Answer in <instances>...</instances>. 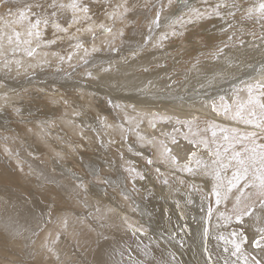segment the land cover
I'll return each mask as SVG.
<instances>
[{
    "label": "bare ground",
    "instance_id": "1",
    "mask_svg": "<svg viewBox=\"0 0 264 264\" xmlns=\"http://www.w3.org/2000/svg\"><path fill=\"white\" fill-rule=\"evenodd\" d=\"M15 1L21 9L26 4L37 3V0ZM61 1L64 4L70 3V0ZM217 1L221 0H215V3L201 2V5L192 4L191 7H186L185 3L175 9L174 6L170 8L168 0H111L113 6L124 3L130 9L124 20L115 22L105 15V5L94 3L90 7L95 18L90 23L97 31L95 39L87 32L78 34L89 49L87 64H77L81 57H85V53L83 49L73 48L77 41L67 38L58 40L55 45L43 44L45 50L36 51L31 57L24 54L25 57L22 58L23 56L14 54L7 58L12 69L4 74L8 78L2 80L5 85L0 84L3 85L0 87V103H4L3 97L7 94V102L14 101L16 104L9 103L13 109L11 113L0 111V257L4 264H200L201 259H204L202 264H206L208 253L215 264H225V261L228 264H243L238 256L231 255L232 245L225 241L232 238V232L239 233L242 229L250 241L254 238L256 228L264 224L256 221L255 217H245L243 224L236 223L233 212L239 193L235 189L228 193L226 199L216 202L212 194L216 181L213 176L204 174L196 164V160L202 163L208 161V150L203 145L197 147L189 144L184 139L185 134L193 139L189 128L177 123V120L194 121L191 131L197 133L195 138L204 137L209 141L212 140V132L205 129L209 125H215L216 141L221 148L225 144L220 129H237L240 133L256 130L232 117L239 104L247 102L244 98L248 99V85L264 83L262 66H254L252 72L249 68L248 73L251 72V75L245 76L246 78L242 76L244 80L233 84L230 81L223 82L220 78L211 80V83L205 77L201 81L200 78L195 81L191 73L187 77L183 75L190 71L188 66L197 61L203 65L213 62L218 56L213 57L212 53L225 44L227 48L224 54L231 55L241 50H254L264 54V38L261 37L264 34V19L258 13L251 17L253 19L245 16L246 9L258 7L262 0H253L249 4L241 2L243 0H235L236 4L240 1V5L221 9L219 17L207 16L183 28L177 24V31L186 29L185 34L193 39H185L178 44L174 42L176 36H169L163 42V47H153L161 33L172 31L169 25L177 17L187 19L190 8L209 10L218 4ZM39 2L51 3V0ZM162 7H165L166 12L162 17L161 11L160 26L157 27L153 21L157 10ZM9 10L0 11L2 20L12 21L16 18L17 15H9ZM41 11L33 8V12ZM228 11L234 13L235 18L225 15ZM35 18L31 16L30 19ZM70 18L71 12L65 11L60 22L66 27V20ZM21 23H12L11 26L0 23L2 49L9 47L6 45L9 35H13L15 39L14 31L21 33V38L27 36L28 27ZM100 24L112 28L115 34L123 31L124 40L116 54L106 47L113 34L103 36L99 32ZM187 29L193 32L190 33ZM41 30L44 38H55L50 25L47 29L41 25ZM71 31L74 33L75 29ZM145 37L150 38L148 44H144ZM229 37L232 39L229 40ZM140 45H144L143 50L139 51L138 56L131 57V53L138 50ZM93 46L100 50L91 52ZM249 46L254 48L250 49ZM69 52L73 53L71 60L67 59ZM60 56L65 59L60 60ZM40 58L43 61H39ZM53 58L59 60V63H50ZM123 58H128L127 62ZM165 62L168 63L167 66ZM110 64L111 71L102 70L109 68ZM168 66L172 67L174 73H168ZM144 67L149 71L143 72ZM89 71L91 76L87 75ZM74 73L76 76L73 78ZM124 73L128 75L125 79L122 78ZM170 74L172 80L167 79ZM181 76L188 78L184 84L185 80ZM149 81L154 87L148 85ZM172 81L178 83L172 85ZM107 82L111 86L106 85ZM165 85H171V91ZM221 96L225 97V103L229 105L227 111L219 100ZM18 97L22 98V102H19L23 107L18 106ZM106 98L114 105L121 106L116 108L119 113L117 117L113 116L112 108L103 109ZM64 101L68 103L65 104ZM213 102L217 106L216 111L212 109ZM74 112L80 115L75 116ZM153 113L157 116L153 121L155 128L150 125ZM14 116L16 119L21 117L16 121L17 124L9 122ZM125 116L129 119H125ZM161 116L171 117V120H161ZM119 125H123V129ZM125 131L131 133L135 144L148 148L144 149L142 156L146 161L149 157L153 163L159 161L160 164L156 163L152 167H158L162 173L149 175V169L142 166L140 172L145 179H138L134 184L130 183L132 186L128 185L129 179L121 170L122 164L118 166L120 159L115 160L113 154L114 147L126 152H137L132 149L136 145L123 138L124 135L128 138ZM137 132L144 137V141L138 139ZM37 133L40 146L34 147L29 144L30 138L35 139L36 135L33 134ZM173 136L182 148L178 153L180 164L188 163V153H196L191 163L192 172L180 171L178 168L175 172L174 168L161 163L159 154L163 145L168 144L174 148L170 143ZM55 138L61 139L60 144ZM148 140L155 142L146 143ZM257 142L264 143V135ZM24 144L29 147L31 156L26 154ZM210 146L215 149L216 144ZM240 148L239 144L235 145L237 151ZM89 153L97 156L96 163L86 173L77 171L76 167L81 168L90 158ZM52 154L65 159L64 168L51 162ZM126 160L130 166L132 157L128 156ZM99 166L110 171V174H103ZM93 168L98 170L97 177L103 179L99 186L86 184ZM165 171L173 176L169 177V173ZM102 174L110 184L104 183ZM74 175L83 178L86 190L75 188L77 181L73 179ZM228 175H231L230 171ZM165 180L170 181L165 184ZM191 181L196 182L194 184L197 188L189 189ZM187 182H190L189 185ZM170 185H174L176 189L172 197L163 191ZM198 189L206 191L211 198L212 202L209 200L207 210V203H203L206 198ZM131 191L139 194L137 204L132 202L134 197ZM132 205L134 209H131ZM229 216L233 218L226 222ZM65 219L66 227L60 222ZM128 224L142 228L143 232L134 234ZM220 236L225 239H219ZM47 247L55 250L58 260L47 251ZM242 247L245 254L264 258V252L253 249L250 242ZM225 248L228 249L227 252ZM70 253L76 256L71 262Z\"/></svg>",
    "mask_w": 264,
    "mask_h": 264
},
{
    "label": "snow or ice",
    "instance_id": "2",
    "mask_svg": "<svg viewBox=\"0 0 264 264\" xmlns=\"http://www.w3.org/2000/svg\"><path fill=\"white\" fill-rule=\"evenodd\" d=\"M7 3V0H0V5ZM97 3L103 4L104 13L108 17V19L115 22L116 20H124L126 14L130 11V9L124 4H116L112 5L111 0H70V3L64 4L59 3L58 0H51V3H41L37 0V3L33 4H26L22 9L18 10L17 17L12 21L2 20L0 18V23H3L5 26H11L12 23H21L23 21H28V32H27V39L21 40V33L15 32L13 39V35H9L7 37V43L9 45H14L13 51L20 50V45H28L29 48L25 49L27 55L29 57L33 56V54L37 51V48L41 46L43 43L45 46L47 45H55L58 40H63L67 38L69 40L77 41L73 48L76 50L83 49L85 53V57L89 54V49L84 45L81 41L79 33L87 32L90 33L92 39L94 40L97 31L96 28L93 26L92 22L95 18V13L92 11L90 5ZM169 5L172 4V0H168ZM187 7L188 5L185 4ZM237 4L235 0H222L221 3L215 5V7L211 8L210 10L201 11L198 8H190L188 12L187 19L183 16L177 17L175 20L172 21L169 27L172 28L170 32L161 33L159 38L156 39L153 47H163V42L168 40L169 36H183V32H179L176 30V25L178 24L181 28L185 27L187 24H193L196 21L203 20L207 16L215 15L221 16V9L223 8H235ZM33 8L41 9V12H33ZM111 8V11H109ZM51 10V11H49ZM161 10H157L156 17L153 23L159 27L160 26V16ZM65 11L71 12V18L66 20L67 26L65 27L63 23H61V17ZM259 14L261 19H264V0L258 5V7H250L245 11V16L247 18H251L254 14ZM9 15H12L11 11L9 10ZM227 16H232L235 18V14L231 11L225 13ZM31 16H35V20L30 19ZM41 25H43L44 29H47L49 25L53 29L54 39H44V33L41 30ZM86 25V27H85ZM75 29L73 33L71 30ZM99 32L102 33H109L112 32L110 27H106L104 24H100L98 26ZM71 33V34H70ZM63 34V35H60ZM118 35L123 36V31L121 30ZM148 37H145L144 44L149 43ZM232 38L229 37V40ZM0 40H3V36L0 35ZM115 36L110 41H107L109 50L112 52H117L118 48L114 45ZM35 42L36 46L31 47V45ZM144 45L138 46V50H135L131 53V57H136L139 55V51L143 50ZM227 45L225 44L223 48H217L213 53V57L220 56ZM100 49L93 46L91 48V52H97ZM0 54L2 53V45H0ZM56 55V53H53ZM81 57V60L85 64L89 61L85 58ZM73 58V53L69 52L67 59L71 60ZM60 60H64V56L59 57ZM125 62H127L128 58H123ZM199 64V61L193 65V68H196ZM17 66L19 67V61H17ZM4 67H8V63L5 62ZM105 72L111 71L112 67L111 64L109 68L102 69ZM143 72H148L149 69L144 67L142 69ZM88 76H91L92 73L89 71L87 72ZM224 75V71L220 70L215 72L212 78L209 80H215L218 78H222ZM177 81H172V85L177 84ZM148 85H152V82L149 81ZM148 85L145 88H148ZM154 87V85H152ZM166 88L171 91V85H165ZM203 87V85H201ZM254 89H260L259 95H253ZM248 100L246 103L239 104L237 107L233 119H238L240 122L251 125L255 131H248L245 133H240L237 129H220L221 133L223 134V141L225 146L221 148L219 144H217L216 137L217 133L214 130L215 125H209L205 131L211 130L212 132V140L209 141L207 138L201 137L200 139H196L197 133H192V127L194 121H179L177 123H181L189 128V132L191 133L193 139H189L188 134H185L184 139L188 140L189 144H195L197 147L203 145L205 149L208 150V161L201 162L200 160H196L197 166H199L200 170L206 174L213 176L214 180L216 181L213 185L212 194L216 198V202L220 203L221 199H226L228 193H231L233 189L236 190L239 195L236 196V204L234 206L233 216L237 224H243L245 217H255L256 221L260 224H264V143H258V139L261 135H264V83L258 82L255 85H248ZM3 99L7 102V94L4 95ZM183 99V98H181ZM219 100L222 103L225 111L228 110L229 105L225 103V97H219ZM111 104V100L108 101ZM67 104V101H64ZM115 108H120L119 104L113 105ZM131 107V105L129 106ZM213 111H216L217 106L213 102L212 104ZM19 112V109H16ZM75 116H79L80 113L74 112ZM157 118L156 114H152V120L150 121V125L152 128L156 127V124L153 122ZM125 119H129V117L125 116ZM161 120H171V117L161 116L159 117ZM111 127V125H106ZM121 129H123V125H119ZM139 125H137V128ZM129 131H134V129H129ZM174 131H176L174 129ZM138 139L144 141V137L137 132ZM124 139H127V136H123ZM146 143L152 144L154 140L145 141ZM114 143V141H113ZM171 145L173 147H169L168 144H164L162 147V151L160 152L161 163L171 167V168H178L180 171L184 172H192L193 168L191 166L193 158L196 156L195 152L188 153V163L180 164L178 159V153L182 151L180 142L173 136L171 140ZM216 144L215 149H213L210 145ZM239 144L241 146L240 150L237 151L235 149V145ZM174 150L175 153L174 154ZM7 152L8 149H5ZM148 164H152L153 161L151 157L147 160ZM156 171L159 173L160 169L157 168ZM231 172V175H228V172ZM129 172H135V176L132 177L134 180L136 177L143 180L145 179L144 174L136 172L135 169H129ZM91 175L98 176V170L93 168L91 169ZM73 179L77 181L75 184L76 189H84L85 184L84 180L80 176H73ZM104 183H111L108 180H105ZM165 184L168 183L167 180L164 181ZM127 199L128 197L125 196ZM99 211V209H97ZM111 211V210H109ZM211 212V209H209ZM232 216L226 218V222H230L232 220ZM64 226H67V220L63 221ZM128 227L133 231V233L143 232V229L140 227H135L132 224H128ZM19 233H17L18 235ZM205 234H207V229H205ZM232 237L230 240H226V243H230L232 245V256H238L239 260L243 262V264H264V258H257L256 256H252L250 254H245L243 251V245L246 243H251L253 249H259L261 252H264V226L257 227L254 238L249 241V237L246 235L245 230H241L239 233L232 232L230 234ZM219 239H225L223 236H220ZM47 251L59 259L58 254L55 250L51 247H47ZM227 252L228 249L225 248ZM207 252V249H205ZM208 259L206 264H215L214 261L211 259V254L208 253ZM225 264H228L225 261ZM233 264H237V262H233Z\"/></svg>",
    "mask_w": 264,
    "mask_h": 264
},
{
    "label": "rangeland",
    "instance_id": "3",
    "mask_svg": "<svg viewBox=\"0 0 264 264\" xmlns=\"http://www.w3.org/2000/svg\"><path fill=\"white\" fill-rule=\"evenodd\" d=\"M8 1H9V3H8ZM190 0H173L172 1V4L170 5V8H172L173 6H174V8L175 9H178L180 6H182V4H185V3H187V7H191L192 6V4H198V5H201V2L204 4L205 2H211V3H215L214 1L215 0H194L193 2H189ZM244 1H246L248 4L249 3H253V0H243V1H241V2H244ZM58 2L59 3H63V1H61V0H58ZM222 2V0L219 2V1H217V3H221ZM228 2H231V0H228ZM237 2H239V3H237L238 5H240V1H237ZM259 2H260V0H259ZM8 4H10V5H8ZM18 5V6H17ZM250 6H251V4H250ZM8 8L10 9V10H14V11H12L11 13L13 14V15H17V13H18V10L19 9H21V7H20V5L18 4V2L17 1H15V0H7V3H5V4H3V5H0V11H2V12H6L7 10H8ZM16 9V10H15ZM162 11H163V13H162V17H164V15H165V7H162ZM210 10V9H209ZM247 10V9H246ZM258 16V15H257ZM257 16H255V17H257ZM17 17V16H16ZM211 17H215V16H211ZM232 17V16H231ZM31 18V17H30ZM251 19H253V18H251ZM33 20H35V19H33ZM246 21V20H245ZM26 23V24H25ZM21 25L22 26H27L28 27V22L27 21H23L22 23H21ZM112 29V28H111ZM199 30V29H198ZM187 31L188 32H193V30L192 31H190V30H188L187 29ZM183 33H184V35L183 36H176V39H174V42H176V43H178V44H180L183 40H185V39H188V40H192L193 38H192V36H190V35H188V34H185L186 33V29H184L183 31H182ZM52 34H54V33H52ZM104 35L103 36H106V35H108V34H113L112 35V39H113V36H115V41H114V45L113 46H117V48L120 46V43H122L123 42V40H124V37H122V36H119L118 34H115V32L112 30V32H109V33H103ZM45 37V36H44ZM261 37H263L264 38V34H262V36ZM28 37L27 36H23L21 39L23 40V39H27ZM110 38V39H111ZM178 38V39H177ZM44 39H46V38H44ZM105 39V38H104ZM34 43V42H33ZM262 43H264V41L262 42ZM6 45H8L9 47H7V48H4V49H2V53L3 54H0V77L2 76V79L0 80V84H3V85H5V82H3L2 80H8V78H6L5 77V75L7 74L6 73V71H10V69H12V65H11V63H10V61H7L8 59L7 58H9V56L10 57H13V55L14 56H16V55H18V56H20V57H22V58H24L25 57V55H27V52L25 51V49H27V48H29V46L28 45H23V44H21L20 45V50H18V51H13V47H14V45H9L8 43H6ZM36 46V44H33V45H31V47H35ZM182 45H185L184 43L182 44ZM251 46V45H250ZM248 47V48H250V49H253L254 48V46L253 47ZM263 46H264V44H263ZM11 47V48H10ZM27 47V48H26ZM106 47L109 49V47H108V44L106 45ZM247 48V49H248ZM41 49V50H40ZM43 49V50H42ZM99 49V48H98ZM45 50V48L43 47V43H41V46H40V48H38L37 49V51H44ZM11 51V52H10ZM251 52V53H250ZM12 53V54H11ZM112 53H114V54H116V52H112ZM11 54V55H10ZM20 54V55H19ZM25 54V55H24ZM225 57H224V56ZM233 55V56H232ZM237 55V56H236ZM246 55V56H245ZM232 56V57H231ZM235 56H236V58H235ZM243 56L245 57V58H243ZM255 56V57H254ZM2 57H4L2 60H1V58ZM233 57L235 58V59H233ZM241 57L244 59H241ZM258 57V58H257ZM15 58V57H14ZM16 58H19V57H16ZM86 58V57H85ZM248 60H247V59ZM257 58V59H256ZM120 59V58H119ZM157 59V58H156ZM241 59V60H240ZM232 60H233V63H232ZM239 62H238V61ZM245 60H246V62H245ZM39 61H43L42 60V58H40V60ZM218 61H219V63H218ZM228 61H230V63L228 62ZM240 61H241V63H240ZM244 61V62H243ZM5 62H7L8 63V67L7 68H5L4 67V64H5ZM51 62H56V63H59V60H56L55 58H53V59H50V63ZM83 63V60H80L77 64L78 65H80V64H82ZM248 62H250V63H248ZM253 62V63H252ZM43 63H47V62H43ZM212 63H214L213 65H212ZM218 63V64H217ZM244 63V64H243ZM165 64H166V66H167V64L168 63H166L165 62ZM196 64V63H195ZM200 64H201V62H200ZM198 64L197 65V67L196 68H194L193 69V65H190V66H188V69L190 70V71H188L186 74H184L183 75V77L185 76V77H187L188 76V74L189 73H191L192 75H194V76H196V77H194L193 76V79L196 81V80H199L198 78H200V80L199 81H201L202 80V77H205V78H208V79H211L212 78V76L214 75V73L215 72H218V71H220V70H223L224 71V75H223V77L222 78H220V80L221 79H223V82H229L230 81V83H235V82H237V81H240V80H244L246 77H249L250 75H251V72H252V70H253V67L255 66L256 68H258V66H262L263 68H264V54L262 53H257L256 51H252V50H247V51H243V50H241V51H238V52H234V54H221L220 56H218V58L217 59H215V60H213V62H211V63H207V64H205L204 63V65L203 64ZM212 66H211V65ZM249 64V65H248ZM250 64H252V65H250ZM255 64V65H254ZM232 65V66H231ZM246 65V66H245ZM43 66V65H42ZM59 66V65H58ZM203 66H204V68H203ZM208 66V67H207ZM229 66V67H228ZM251 66V67H250ZM71 67H73V64H72V66ZM170 66H168V68H169ZM213 69H212V68ZM235 67V68H234ZM172 67H170V71H168V73H170V72H172V73H174V71H173V69H171ZM203 68V69H202ZM208 68V69H207ZM221 68V69H220ZM250 68V74L248 73V69ZM6 69V70H5ZM212 69V70H211ZM215 69V70H214ZM238 69V70H237ZM197 70H199V71H197ZM244 71V72H243ZM5 74V75H4ZM4 75V76H3ZM248 75V76H247ZM76 75H75V73H74V75H73V78L75 77ZM237 76V77H236ZM245 77V78H241V77ZM125 77H128V75H127V73H124V75H122V78L123 79H125ZM168 78L167 79H171L172 80V74H170V75H168L167 76ZM182 77V76H181ZM182 77V78H183ZM4 78V79H3ZM184 79V78H183ZM234 79V80H233ZM185 81L183 82V84L185 83V82H187V80H188V78L187 79H184ZM128 84H129V86L131 85V83L128 81L127 82ZM126 83V84H127ZM190 83H192V81H190ZM220 83V82H219ZM3 85H1L0 87H2ZM106 85H108V86H111V83L110 82H107L106 83ZM126 87V86H125ZM131 87V86H130ZM259 93H260V91H259V89H254V92H253V95H259ZM245 99V102L248 100V99H246V98H244ZM20 100H22V98H19L18 97V101H17V104H18V106H20V107H23V105H22V103H20V102H22V101H20ZM110 99L109 98H106V101H105V103H103V105H102V107H103V109H106V110H108L109 108L111 109H113L114 110V115L113 116H118V114L119 113H117V111H116V108L114 107V106H112V105H114V103H109L108 101H109ZM20 101V102H19ZM9 103H14V104H16V102H14V101H11V102H5L4 101V103H0V111H2V112H5L6 111V114H7V112L8 113H11L12 111H13V109L9 106ZM97 102H95V104H96ZM98 103H100V102H98ZM116 111V112H115ZM1 112V113H2ZM95 113V112H94ZM3 115V114H2ZM19 118H21V117H18L17 119H16V117L14 116V119H11L9 122H11V124H17L16 123V121H18L19 120ZM8 122V123H9ZM19 124H21V123H19ZM127 124H129V123H127ZM129 127H130V125H129ZM128 127V128H129ZM126 132V131H125ZM133 132V131H132ZM23 134V133H22ZM38 134L39 133H37V134H33V135H36V137H35V139H31L32 137V135H30V145L31 146H40L39 145V141H40V139H39V137H38ZM53 134H54V132H53ZM124 134H127L128 135V138L127 139H125V141L126 142H128V143H132L133 145H136V146H132V147H134V148H132V149H136L137 150V152H130V151H124V150H120V149H117L116 147H114L113 148V154H114V159L116 160V158H117V160L118 159H120V161H119V164H118V166H120V164H122V168H121V170L122 171H124V173L126 174V176L128 177L127 178V180L129 179V181H127V183H128V185H131V184H134L135 182H137V180L139 179L138 177H136L134 180L132 179V177L133 176H135V172H132V173H130L129 172V168L130 169H135L136 170V172H139V173H142V172H140V171H142V169H140L142 166L143 167H145L146 169H149L148 171H147V173H149V175H152L153 176V174H155V172L156 173H158L157 171H156V169L158 168V167H152V165H154V164H160L159 163V161H155L156 163H153V164H148V163H145V162H147L146 161V159H145V157H143L142 156V154L144 155V151L146 150V149H148L147 147H145V146H143V145H137V144H135V140H134V137H131V133L130 132H126V133H124ZM55 141L56 142H58V144H60V142H61V139L59 140V138H55ZM24 147H25V150H26V154H28V155H30L31 156V152H30V149H29V147L27 146V144H24ZM139 147V148H138ZM115 149V150H114ZM131 149V150H132ZM145 149V150H144ZM95 151H97V150H95ZM98 152V151H97ZM121 152V153H120ZM90 154V158L86 161V163L85 164H83L82 166H81V168H79L78 166V168L76 167V170L77 171H82V173H86V170H88L89 168H91V166L93 165V164H95L96 163V158H97V156L96 155H94V154H92V153H89ZM35 156H38V155H35ZM128 156H131L132 157V161L130 162V166H128V164L126 163V162H129V161H127L126 160V158L128 157ZM50 160H51V162H53L55 165H57L58 167H61V168H64L63 166H64V164H66V161H65V159H62V158H60L59 157V155H56V154H52V156L50 157ZM56 162H55V161ZM61 162V164H60V162ZM139 164V165H138ZM146 164V165H145ZM17 165V164H16ZM104 166L106 167V165H105V162H104ZM149 167V168H148ZM156 168V169H155ZM154 169H155V171H154ZM99 170L100 171H102L103 172V174H106V173H108V174H110V171H108V170H104L103 169V167L102 166H99ZM173 170H175V169H173ZM84 171V172H83ZM177 170H175V172H176ZM90 172H91V170H90ZM166 172V171H165ZM160 173H162V171H160L158 174H160ZM164 173V172H163ZM166 173H169V172H166ZM90 174V173H89ZM102 174V175H103ZM167 175V174H166ZM90 176H91V178L90 179H87L86 180V184L88 183V184H91V185H95V186H99V185H101L102 183H103V179H101V178H98L97 176H93V175H91L90 174ZM170 176H173V174L172 173H169V177ZM103 178H104V175H103ZM104 180H105V178H104ZM168 181H170V180H168ZM182 182V183H181ZM180 183L181 184H183V181H181ZM131 183V184H130ZM188 183V185H189V183L190 182H187ZM186 183V184H187ZM195 184H196V182H194ZM192 181H191V185H189V189H192L193 187L194 188H197V185H195ZM132 186V185H131ZM163 191H165V193L168 195V196H170V197H172V196H174L173 194H174V191H176V189L174 188V185H170V186H168L167 188H165ZM198 192H200L201 194H202V196L204 197V198H206L204 201H203V203L204 202H206L207 203V208H206V210L208 209V207H209V204H210V201H211V198H210V196L209 195H207L205 192H202L203 190H200V189H198L197 190ZM131 193H132V195H133V203L134 202H136V204L138 203V200H139V194L137 193V192H134V191H131ZM135 195V196H134ZM167 196V197H168ZM209 198V199H208ZM136 200V201H135ZM210 200V201H209ZM212 202V201H211ZM131 209H134V205H132V207H131ZM207 211H205V213H206ZM60 222H62L63 223V221L61 220ZM58 234V233H57ZM60 235V234H59ZM58 236V235H57ZM190 240V239H189ZM191 246V245H190ZM74 253H70V255H71V260H70V262L72 261V260H74L75 259V255H73ZM74 257V258H73ZM70 258V256L69 257H66V260L67 259H69ZM7 259H10L9 257L7 258ZM46 259H48V256H47V258ZM2 260H3V258H1L0 257V264H4V262H2ZM204 261V259H201V261L199 262L200 264H202V262ZM11 264H18V263H16V262H14V263H11Z\"/></svg>",
    "mask_w": 264,
    "mask_h": 264
}]
</instances>
